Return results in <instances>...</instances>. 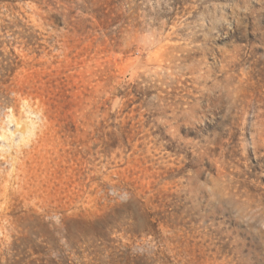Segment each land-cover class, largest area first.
Here are the masks:
<instances>
[{
    "label": "rangeland",
    "instance_id": "obj_1",
    "mask_svg": "<svg viewBox=\"0 0 264 264\" xmlns=\"http://www.w3.org/2000/svg\"><path fill=\"white\" fill-rule=\"evenodd\" d=\"M0 264H264V0H0Z\"/></svg>",
    "mask_w": 264,
    "mask_h": 264
},
{
    "label": "bare ground",
    "instance_id": "obj_2",
    "mask_svg": "<svg viewBox=\"0 0 264 264\" xmlns=\"http://www.w3.org/2000/svg\"><path fill=\"white\" fill-rule=\"evenodd\" d=\"M24 131V130H23Z\"/></svg>",
    "mask_w": 264,
    "mask_h": 264
}]
</instances>
